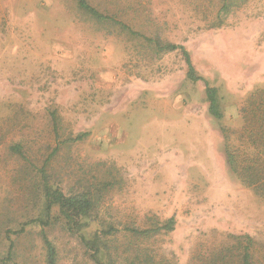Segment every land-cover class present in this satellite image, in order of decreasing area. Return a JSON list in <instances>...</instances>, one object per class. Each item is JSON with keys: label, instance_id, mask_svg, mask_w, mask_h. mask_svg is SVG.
Masks as SVG:
<instances>
[{"label": "rangeland", "instance_id": "374dc122", "mask_svg": "<svg viewBox=\"0 0 264 264\" xmlns=\"http://www.w3.org/2000/svg\"><path fill=\"white\" fill-rule=\"evenodd\" d=\"M88 2L185 46L219 89L225 118L210 115L205 84L187 78L181 52L158 53L78 0H0V257L13 243L7 264H48L45 232L56 264H97L83 240L96 236L102 264H243L246 249L264 264V189L232 172L221 130L234 150V132L262 113L264 0H234L227 14L223 0ZM56 147L51 186L95 204L80 231L58 207L48 227L33 222L47 219L39 171ZM171 218L172 232H131Z\"/></svg>", "mask_w": 264, "mask_h": 264}, {"label": "trees", "instance_id": "16d2710c", "mask_svg": "<svg viewBox=\"0 0 264 264\" xmlns=\"http://www.w3.org/2000/svg\"><path fill=\"white\" fill-rule=\"evenodd\" d=\"M234 0H223V6L220 10V14L228 13L231 10L232 2ZM79 7L89 14L92 18L100 22L110 21L114 24L120 25L123 30L130 32L132 35L137 36L149 44L155 46L158 53H171V52H181L185 58L186 64L188 66L187 78L193 82H204L206 87V98L209 102V113L210 115L219 123H222L225 118V107L223 104V98L220 96L219 89L217 87L211 86V84L199 75L195 66L193 65L191 55L185 46L174 43H162L160 40L147 37L142 35L128 25L117 21L114 17L106 15L95 7L90 5L88 0H78ZM262 113L253 112L251 118L239 130L234 132V135L238 136L239 142L242 144L231 150L229 146V135L227 133V128L222 126L221 130L226 146V158L227 162L232 170V172L238 177V179L250 187L256 189V191L261 192L264 189V103L262 108ZM231 135V134H230ZM88 136V133L79 135L75 139H70L65 142H80ZM244 149V151L242 150ZM13 154L26 158L21 144H14L10 147ZM60 147H56L52 155L45 162L43 167L40 169V174L43 180V193L46 202V215L47 219H37L33 222H38L43 227H48L51 222V211L54 207H58L60 214L67 221L70 228L80 231L82 228V221L88 217L94 210V201L90 197L89 193H78V194H65L60 188H54L51 186L47 168L50 160L59 152ZM244 156V158H243ZM175 227V219L171 218L166 223L153 229H146L140 231L138 229H131V232L140 237H146L150 235H157L162 231L172 232ZM23 232V231H22ZM110 232V233H109ZM108 234H111L113 230H110ZM107 234V232L105 233ZM86 246L93 252V259L97 264H102L99 260V238L96 236L94 241H88L83 238ZM43 241L47 248L48 254V264H56L57 250L53 243L50 241L46 233H43ZM14 244H10L8 255L5 258L0 257V262L7 264L12 260L13 257ZM246 249L243 256V264H251V254Z\"/></svg>", "mask_w": 264, "mask_h": 264}]
</instances>
